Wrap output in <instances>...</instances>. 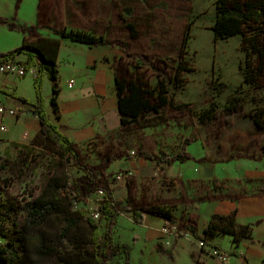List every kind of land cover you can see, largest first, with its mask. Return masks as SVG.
Instances as JSON below:
<instances>
[{"label": "rangeland", "instance_id": "rangeland-1", "mask_svg": "<svg viewBox=\"0 0 264 264\" xmlns=\"http://www.w3.org/2000/svg\"><path fill=\"white\" fill-rule=\"evenodd\" d=\"M214 3L215 0H41V22L46 12L52 26L60 27L66 21L70 26L94 28L106 36L109 45L121 49L118 56L124 59H129L126 56L135 60L153 57L169 65L176 63L183 33L190 25L187 54L184 57L192 70L185 74L183 87L174 91L175 101L186 103L190 111L171 112L167 125L149 126L125 134L114 131L106 138H96L94 143L83 144L80 151L86 169L72 165L68 168L83 196L76 203V209L86 208L92 213L103 196L107 195L108 188L112 190V185L118 188L123 186L125 179L111 181L112 175L123 168L121 162L124 156L129 158L130 152L137 154L139 150L152 155H173L183 146L190 154V159L184 163L175 162L164 170L159 166L154 167L151 162H141L134 170L130 168L134 174L131 192L135 195L138 193L146 200L176 203L174 211L180 218L186 219L188 214L191 218L194 216V201L216 194L218 197L232 198L240 192L256 191L264 185V155H261L264 130L250 116V112H260L264 116V102L255 106L246 97L236 111L229 114L217 112L208 122L194 119L191 113L192 109L197 114L208 108L211 100L222 108L242 80L238 67L242 59L239 36L217 41L213 39ZM11 4L12 0H0V15L11 13ZM16 4L13 9L15 17L34 18L31 8L20 7V2ZM25 6L28 5L25 3ZM120 16L135 23L138 38L130 36ZM11 20L16 25L21 23L17 18ZM17 27L0 24V51L7 46L16 47ZM148 75L151 84H155L157 77L152 69L148 70ZM27 76L16 77V80H21V91L30 95L32 85L27 80L30 76ZM216 83L226 85L223 93H215L213 86ZM242 90L247 92V96L254 93L264 100V88L254 92L244 85ZM50 95L51 87H47L43 81L42 97L46 110L51 106ZM13 110L16 114V110ZM48 116L52 117L50 111ZM7 123L14 127L10 120ZM29 136L27 144L32 153L20 155L16 148L10 146L8 158L0 156V164H4V169L0 170L2 197L5 193L15 197L24 196L26 191L38 186L46 170L44 166L56 152L55 147L43 140L39 130ZM186 139L188 143L184 146ZM204 157L208 159L200 161ZM52 175L61 181L59 169H55ZM85 175L88 177L84 178ZM91 179L99 181L90 183ZM107 179L113 183L110 187L106 184ZM2 180H6V183ZM98 188H104L101 194ZM64 246L72 249L68 242ZM38 264L58 263L54 258H47Z\"/></svg>", "mask_w": 264, "mask_h": 264}, {"label": "trees", "instance_id": "trees-1", "mask_svg": "<svg viewBox=\"0 0 264 264\" xmlns=\"http://www.w3.org/2000/svg\"><path fill=\"white\" fill-rule=\"evenodd\" d=\"M214 7L215 18L211 26L214 41L239 36L242 59L238 67L242 80L222 108L211 100L208 102V108L197 114L192 109L193 118L196 117L201 122L213 120L217 112L229 114L236 111L243 105L246 97H249L247 101L255 106L263 105L264 102L261 96L254 93L252 96H247V92L242 90L244 85L254 92L264 88V0H215ZM120 17L130 36L134 39L138 38L135 23L123 16ZM40 20L39 15L37 23L45 24L49 20L48 14L45 12L44 21ZM0 24L10 28L18 26L17 29L25 30L23 25H16L6 17L0 16ZM52 29L59 34V37L89 46L103 45L107 42L103 35L92 32L66 26H52ZM189 32L190 25H187L174 64L169 65L166 61L157 58L155 60L153 57L147 60L137 58L135 60V58L131 59V56H126L129 59L118 58L115 64L114 89L118 97L120 127L115 132L120 131L121 134H125L149 126L167 125L171 112L190 111L186 103L175 101L174 92L183 87L186 81L185 74L192 70L184 57L187 54ZM59 46L60 40L56 37L24 35L20 45L0 51V65L15 60L25 72L32 66L36 68L33 76L35 102H29L25 98L19 99L33 107L31 112L37 117L40 136L46 143L56 148L53 158L44 166L46 170L38 186L26 191L24 196L15 197L5 193L2 197L0 194V264H38L47 258H54L58 264H106L118 254L126 257L127 247L112 243V226L115 215L121 210L128 211L135 221H142L143 213L156 215L164 220L165 226L188 231L194 238L203 242L216 235L228 234L232 236L233 244L236 246L241 239L250 237L253 224L237 225L234 219L235 210L226 215L213 214L199 233L195 218L188 217L186 220L178 221L174 213L176 203H167L158 199H136L131 192L133 185L131 175L125 177L127 196L123 201L114 198L112 190L108 188L107 195L95 208L100 214L97 220L92 217L88 209H76V203L81 201L83 196L68 168L72 165L84 170L86 165L81 159L80 147L70 140L61 126L50 121L42 97L43 80L47 78L51 82L50 104L58 118ZM19 54H24L25 59L17 60ZM149 68L157 77L155 84L149 81ZM213 88L216 94H221L225 91L226 85L216 83ZM10 95L17 97L15 93ZM250 116L254 123L264 130L262 113L250 112ZM187 141V139L184 141V146ZM14 146L20 155L32 153L28 145L14 144ZM129 155L130 158L149 160L162 170L175 162L184 163L191 157L183 146L173 155H152L144 150ZM261 155H264V145ZM206 159L208 158L204 157L200 161ZM22 163L25 165L24 161ZM3 169L4 164H0V170ZM55 169L61 171V181L57 176L52 175ZM126 171L120 170L121 173ZM96 180L91 179L90 183ZM111 181H114L113 175ZM2 182L6 183V180ZM106 184L108 187L112 185L109 180ZM98 189L104 190V188ZM0 191H2L1 186ZM65 242H68L72 249L65 248Z\"/></svg>", "mask_w": 264, "mask_h": 264}, {"label": "crops", "instance_id": "crops-1", "mask_svg": "<svg viewBox=\"0 0 264 264\" xmlns=\"http://www.w3.org/2000/svg\"><path fill=\"white\" fill-rule=\"evenodd\" d=\"M19 2L20 7L31 8L34 12L33 19L32 16L26 19V17L18 18L17 15L16 17L13 15L15 14L13 9L16 8L14 6ZM40 6L41 0H12L11 13H2L0 16L6 18L12 16L8 18L10 20L17 18L21 22L17 24L25 28V30L18 29L19 36L17 35L15 41L16 46L20 44L21 36L24 37V35H42L56 37L60 40L57 53L60 87L59 117L55 116L51 106L47 110L45 108L47 116L50 111L52 115V117L48 116L50 121L61 126L70 140L79 147L85 143H92L96 138L108 137L111 132L120 127L118 97L114 89V81L117 58L123 57L118 56L121 55L119 52L121 49L109 45L106 36L96 29L70 26L66 21L61 26L103 35L107 42L103 45L89 46L59 37L55 31L53 34L50 19L45 24L37 23L41 14ZM9 49L11 48L7 46L2 51ZM16 59L23 60L25 55L19 54ZM35 69L34 66L30 67L22 76L25 78L27 75V77L30 76L27 80L32 85V91H34ZM16 77L10 74H0V106L6 110L4 114H0V127H4L0 128V156L5 158L9 156L10 146L14 148H16L14 144L27 146L29 135L32 136V133L39 130L37 117L31 112L33 107L19 99L25 98L29 102H35V91L34 93L31 91L30 95L24 94L23 86L20 84L21 80L17 81ZM43 81L47 87H51V82L47 78ZM70 81H73L72 86L68 85ZM10 93H15L17 97H12ZM13 109L16 110V114L8 112ZM8 120L14 127L9 126ZM129 158H122V170L129 171L132 177L135 166L142 164L141 162H151L144 158ZM125 183L126 180L119 188L112 185V195L114 198L117 195L118 201H123L127 196ZM134 196L138 200L144 199L138 193ZM193 203H196L194 206L196 214L194 213L192 218L197 220L199 233L202 232L213 214L226 215L235 210L234 219L237 225L253 224L250 237L241 239L236 246L233 244L232 236L228 234L216 235L204 241L207 245L217 247L225 254L226 259L222 262L209 253L208 246L199 247L200 240L194 238L188 231L165 232L166 227L173 228V226H165L162 218L143 213L142 221H135L128 211L121 210L115 215L112 226V243L125 245L128 254L126 257L118 254L106 264H264V185L256 191L247 193L243 191L232 198L218 197L216 194ZM187 216L189 217V214ZM176 217L178 221L188 218H180L177 215ZM165 241H169V244L166 245Z\"/></svg>", "mask_w": 264, "mask_h": 264}, {"label": "built area", "instance_id": "built-area-1", "mask_svg": "<svg viewBox=\"0 0 264 264\" xmlns=\"http://www.w3.org/2000/svg\"><path fill=\"white\" fill-rule=\"evenodd\" d=\"M25 70L22 68V66L19 64V63H17L15 60H13V61H8V62H6V63H4V64H1L0 65V74H10V75H14V76H17V77H22V76H24L25 75ZM72 84H73V81H70L69 83H68V85L69 86H72ZM6 112V110H5V108L3 107V106H0V114H4ZM8 112L10 113V114H14V110H8ZM1 129H3L4 127L3 126H1L0 127ZM131 154H133L134 152H130ZM130 172L129 171H126V172H124V173H121V172H119V173H117V174H115L114 176H113V179L115 180V181H122V180H124L125 179V177L126 176H130ZM100 192V194L102 193V190H100L99 191ZM104 197V196H103ZM102 200V199H101ZM100 200V201H101ZM99 201V202H100ZM91 215H92V217L94 218V219H98L99 218V216H100V214H99V212L98 211H94V212H92V213H90ZM165 232H173V233H175L176 232V228L173 226V228L172 227H166L165 229ZM165 244L166 245H168L169 244V241H165ZM198 246L199 247H205V246H208V251H209V253L212 255V256H214V257H216V258H218L220 261H222V262H224L225 261V259H226V256H225V254L220 250V249H218L217 247H213V246H211V245H207L205 242H203V241H199L198 242Z\"/></svg>", "mask_w": 264, "mask_h": 264}]
</instances>
